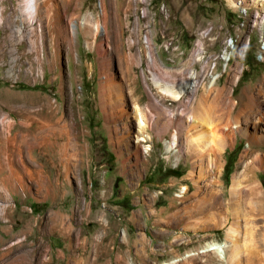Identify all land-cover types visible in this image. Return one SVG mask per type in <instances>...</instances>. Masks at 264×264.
<instances>
[{
	"label": "rangeland",
	"instance_id": "rangeland-1",
	"mask_svg": "<svg viewBox=\"0 0 264 264\" xmlns=\"http://www.w3.org/2000/svg\"><path fill=\"white\" fill-rule=\"evenodd\" d=\"M147 1V16L142 18L136 0H103L106 17L101 0H47V7L37 11L29 8V1L17 9L15 0H2L0 205H4L6 216L0 212V264L46 263L50 247L58 244L84 248L86 243L92 249L95 237L102 232L100 219L118 217L115 197L121 195L130 197L134 208H140L135 210L138 218L146 219V226L131 227L132 233L143 234L141 229H146L151 238L145 239L148 248H160L158 253L146 254L145 264H233L232 253L238 251L235 254L245 259L253 248V237L261 236L264 61L256 56L261 50L264 9L243 0ZM85 16L95 24L105 22L106 38L98 29L85 33L81 25ZM146 19L151 34L149 45L144 46ZM102 40L104 55L99 52ZM225 52L230 53L229 61L223 58ZM153 59L157 60L154 66ZM103 66L136 94L133 98L128 95L131 136L123 137L122 120H117L118 143L112 141L105 126L100 98ZM149 67L170 81L182 82L180 89H174L173 81L166 86L177 91L179 100L158 94L148 76ZM211 71L220 74L216 81ZM192 72L198 86L190 105L188 82ZM206 95V105L213 111L212 125L224 128L228 117L230 128L235 129V124L237 128L231 144L220 130L208 136L213 141L202 153L192 144L200 134L197 123H188L186 115L197 118ZM150 98L161 104L162 113L147 106ZM47 99L52 102L53 113L41 114ZM147 108L160 127L172 123L166 113L169 110L184 112L178 151L166 149L173 127L159 132L156 125L143 127L138 123ZM74 119L79 122L77 135L71 123ZM138 129L148 137L140 149L134 138ZM255 131L260 136L249 140ZM147 146L152 149L146 152ZM243 157L253 169L252 179L261 185L262 194L258 204L256 196L249 194L254 182L243 187V224L237 233L242 241L235 251L227 231L230 221L226 222L224 213L208 209L215 200L214 190L221 187L212 185L209 176L202 177L200 187H194L186 176L200 164L223 163L225 194L221 198L227 200L232 173L242 165ZM185 184L191 189L178 198L176 194ZM197 188L200 191L195 195ZM222 222L226 223L223 227L216 226ZM210 241L226 243L225 258L215 251L199 252ZM26 250L30 256H23ZM191 252L196 253L185 257Z\"/></svg>",
	"mask_w": 264,
	"mask_h": 264
},
{
	"label": "bare ground",
	"instance_id": "bare-ground-1",
	"mask_svg": "<svg viewBox=\"0 0 264 264\" xmlns=\"http://www.w3.org/2000/svg\"><path fill=\"white\" fill-rule=\"evenodd\" d=\"M27 1H29V8H33L34 7L35 11H37V9H41L42 7H47V0H27ZM243 1L245 2V4L247 3V4H250V5L256 6V7H262V9H264V0H243ZM101 2H102V8H103L102 10H103L104 16L106 17V8L103 5V0H101ZM34 8H33V11H34ZM26 11L29 12L28 10H26ZM35 13H37V12H35ZM46 15H47V8H46ZM87 15H89V14H87ZM30 21H31V19H30ZM261 21H263L262 22L263 23L262 24V32H263V36H264V30H263V28H264V18ZM81 25L84 28L85 33L86 32L90 33L92 31L98 29L99 32H102L103 38H106V36H107V29H106V25H105L104 21L102 23H100V24L99 23L95 24L94 21L92 22L90 16H85L83 18V20H81ZM72 26H73V32L75 33L76 20H73ZM102 42H103V40L99 44V52H100V54H103V43ZM88 46H89V43H88ZM223 58L228 60L230 58V53L225 52V54L223 55ZM153 60H154V62L152 61L153 63L152 62L151 63L154 66V64L157 62V60L156 59H153ZM150 67H149V72L150 73H149L148 76H150L151 83L155 86L154 88H156L158 94L161 97H164V98L174 99L175 101L179 100V96L180 95L176 94L177 91L174 92L175 90H172V89H171L172 91H170L166 86H167L168 82L171 83L173 81L174 83L176 82L175 85H173V86H175L174 89L175 88H179L180 89V86H181L180 84H182V82L181 83H177V81H175L176 79L173 80L172 77H171L172 79L170 81L169 78H167L166 76H165L166 78L164 76H160V73H158L156 70H155L156 72H153L154 70H152ZM104 68L105 67L103 66L102 87H101V92H100V98H101L102 109H103V111H104V113L106 115L105 126L111 131L112 141L118 143V142L121 141V139H119L120 136H117V133H116L118 131L117 129H119L118 125H120V124H116L117 120H119V122H120V120H122L121 121L122 122L121 123V127L125 131L124 132L125 135L123 137L130 138V136H131L130 135V118H131L132 114L130 115V112H129V103H128V98L129 97H128V95L133 98L134 95H136V94H135V89H128V87L127 88L124 87L123 84H125V83H123L121 81L118 82L117 80H115V77L112 74V72H109V71L106 72V71H104ZM195 80H196V74L194 72H192L190 80L188 82L189 83L188 84V91H189V93H190V95L192 97V98L190 97V99L188 100V104H190V105H192V103H193V95H194V92H195V90L197 89V86H198V85H195V83H196ZM183 82H185V81H183ZM174 83H172V84H174ZM186 85H187V83H185V85L184 86L182 85V86L185 87ZM139 98H141V96L138 97V99ZM202 100H203V103H205V104L204 105L202 104L203 107L198 110L197 118L195 116H188V115H186V117H188V119H187L188 123H194V122L197 123V126L199 128V133L200 134H199L198 138H193L192 139L193 140L192 144L194 145V149H196L197 152L204 153L206 147L209 144H211L212 141H213L212 139H209L208 136H214V133L216 135V132L218 130H220V132H222L224 138L226 139L225 141H227L228 144H231L234 141V135H235L234 131L237 128V125L236 124L234 125L235 129H231L230 126L228 125L229 122H230L228 117L225 118V121H224L225 127L224 128L223 127L218 128L216 125L215 126L212 125L213 124L212 123L213 122L212 121V112L213 111L211 110L212 108H210V105L209 106L206 105V103L209 101L207 95L205 97H203ZM51 105H52L51 100L47 99L45 106H43V107H45L44 110L40 111L41 114L42 113L45 114L46 112H48V114L49 113H53ZM108 105L113 106L111 108L112 110L110 108H109L110 110L108 109ZM147 106L155 108L160 113L163 112V109L161 110V108H160L161 104H159V102L157 100H153V98H150V102L147 104ZM199 106H201L200 103H199ZM148 109L149 108L146 109L145 113L140 114V118H139L138 123L141 126H143V127H145L147 125L148 126L149 125H154V126L156 125V127H157L159 132H167L170 129L169 126L173 127V130H174L173 131V138H172V140L166 142V149H167L168 152H172L173 150H174V152L178 151L179 150V148H178V133L181 131V129L183 127H185L184 126L185 125V121H183V119H182V116L184 115V112H182L180 110L178 113L174 114V113H169V111L171 112V110L168 109L169 111L167 110L168 112H166L167 113V117L169 118L170 123L171 122L172 123L167 125V126L160 127V126H158L156 124L157 122H156V120H154L155 119L154 116L151 115L153 112L150 111L151 109L150 110H148ZM172 112H174V111H172ZM75 117H76V115H75ZM71 123L74 126L75 135L79 134L80 133V131H79V122L76 119H74ZM111 123H113V124H111ZM67 124H68V122H67ZM187 125H189V124H187ZM255 126H256V123L254 125V128H255ZM218 133H219V131H218ZM119 134H121V133H119ZM257 136L259 137L260 135H258L257 131H255L251 135H249L248 137H249V140H250V138L252 139V137H253V139L256 141L257 138H258ZM70 137H72V135ZM115 137H116V139H115ZM134 138H135V141L137 142L136 143V147L138 149H140V147H142L141 146L142 142H145L148 139V137L146 135H143V133H141L139 129H138V132L136 133V135H134ZM246 146L248 147L247 149H249L251 147V141L248 142V144ZM81 147H82V145H81ZM150 149H152L150 146H147L146 148H144V150L146 152L149 151ZM211 149H210V152H211ZM80 152H81V150H80ZM201 156H203V155H201ZM67 159L69 160V158H67ZM201 159L203 160V157H201ZM241 164L242 165H240V166L238 165L236 167L235 171L232 173L231 184H230V187H229V194H230V197L228 198L229 200L228 199L227 200H222V198H221V195L225 194V190H224L225 182L223 180V171H224V164L223 163H220L218 165L215 164V165H207V166H202L200 164V167H199L198 170L196 168H192L191 170L188 171L187 176H186V179L190 180L192 182V185H194V187H200L201 186V184L199 182L202 179V177H204V176H209L211 178V184L212 185L221 187V189L214 190L215 194H213V195L215 196L214 197L215 200L213 201V198H212L211 202L212 201L213 202L211 204L209 203L210 206H209L208 209H210L212 211H217L219 215H222L224 213L226 215L225 216V220H227L226 222L230 221V223H229V225L227 227L228 228L227 231H228V234L230 236L231 242L233 244V249L234 250L239 247V244L242 241V240H240L241 238L237 236V233L240 231V227L243 224L242 223V220H243L242 218L243 217H242V214L240 212V210H241L240 206L242 204L241 196H242V193H243V189L245 188L244 186L246 185L247 182L250 183L252 181L253 182L255 181V180L252 179L253 176H254V175L252 176V174H253L252 170L253 169L249 165V162L246 160V158L243 157V159L241 161ZM15 172H16V170H15ZM28 172H30V171L28 170ZM251 172H252V174H251ZM8 178L9 177H7V179ZM11 178H12V175H11ZM251 184H255V186L250 190V192L249 191L248 192H249V194H251V197H252V195L256 196V202L258 204H260L261 194H262L261 185H259L256 182L251 183ZM207 188L209 189V186H207ZM190 189L191 188H190V186L188 184L187 185L186 184L182 185L180 187V189H179V192L176 194V196L178 198L184 197V196H186V194L188 193V191ZM198 189L199 188H197V190H195L196 191L195 195L198 193V191H200V189L199 190ZM208 189H207V191H208ZM248 192L246 194H248ZM196 199L198 200V198H196ZM253 199H254V197H253ZM231 201H234L233 204H231ZM0 212H1V216H6L4 205H0ZM231 219H233V220L231 221ZM225 224H226L225 222H222V223L217 224L216 226L217 227H223ZM262 231L263 232H262L261 236L257 235L256 237H253V239H252L253 240V248L252 249L250 248L251 250L247 249L249 251V253H247L246 257H244L245 259H242L243 257L241 258V256L239 257L238 254H235L238 251L235 252V253H232L233 259L231 261H232L233 264H256V263L264 264V230H262ZM246 233H248V232H246ZM259 233H261V232H259ZM244 238H246V237H244ZM249 238H250V236H249ZM246 245L248 246V244H246ZM246 245H244V246L246 247ZM225 247H226V243H222V242H219V241H210V242H207L204 245L203 249H201L199 252L200 253H204V252L215 251L217 254H219L220 256L225 258L226 257V251H227L225 249ZM250 247H251V245H250ZM247 248H249V247H247ZM195 253L196 252L188 253L185 257H187L189 255H193ZM238 257H239V261L236 260ZM178 260H180V259H177V261Z\"/></svg>",
	"mask_w": 264,
	"mask_h": 264
},
{
	"label": "crops",
	"instance_id": "crops-1",
	"mask_svg": "<svg viewBox=\"0 0 264 264\" xmlns=\"http://www.w3.org/2000/svg\"><path fill=\"white\" fill-rule=\"evenodd\" d=\"M115 199L119 204L118 217L100 219L102 232L99 238L95 237V245L92 249L86 243L83 244L84 248L72 243L54 245L50 247L48 261L42 264H138L139 262L145 264L146 254L158 253L159 247L153 250L148 248L145 239L151 238L147 235L146 229H141L144 235L132 233L130 230L136 225L146 226V219L138 218L135 213V210L140 208H134L132 199L125 195L116 196ZM156 219L161 220L158 217ZM85 239L87 242V237ZM160 240L163 241V238L161 237ZM28 252L26 250L23 256H30Z\"/></svg>",
	"mask_w": 264,
	"mask_h": 264
},
{
	"label": "built area",
	"instance_id": "built-area-1",
	"mask_svg": "<svg viewBox=\"0 0 264 264\" xmlns=\"http://www.w3.org/2000/svg\"><path fill=\"white\" fill-rule=\"evenodd\" d=\"M25 1H27V0H15V7L18 9L19 6L21 7L26 3ZM1 2H2V0H0V16L2 15V11L4 10L3 4H1ZM136 2L138 3V9H139L140 16L142 18H145L147 16V5H148L147 2L148 1L147 0H136ZM144 26H145V29L143 31V40L142 41H143L144 46H145V45L149 44V36L151 34V32H150L151 28H150V23H149L148 19H146ZM263 30H264V28H263ZM229 41L232 43L233 39L230 38ZM260 49L261 50H259L257 52L256 57L259 61H264V36H261V35H260ZM210 75H215V81L220 76L219 73L212 72V71L210 72Z\"/></svg>",
	"mask_w": 264,
	"mask_h": 264
}]
</instances>
